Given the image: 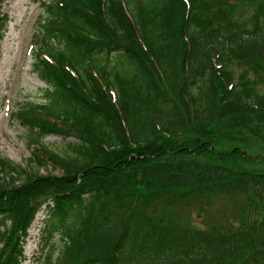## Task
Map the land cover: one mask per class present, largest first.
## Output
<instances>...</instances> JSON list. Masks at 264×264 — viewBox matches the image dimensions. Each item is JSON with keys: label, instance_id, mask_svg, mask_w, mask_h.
<instances>
[{"label": "trees", "instance_id": "obj_1", "mask_svg": "<svg viewBox=\"0 0 264 264\" xmlns=\"http://www.w3.org/2000/svg\"><path fill=\"white\" fill-rule=\"evenodd\" d=\"M40 4L43 100L15 115L30 160L62 173L19 181L0 155V264H24L42 207L43 231L65 241L56 264H264V152L249 142L264 136V0ZM7 21L0 9V40ZM47 135L73 137L69 152ZM237 189L251 192L238 226H184L162 208Z\"/></svg>", "mask_w": 264, "mask_h": 264}, {"label": "rangeland", "instance_id": "obj_2", "mask_svg": "<svg viewBox=\"0 0 264 264\" xmlns=\"http://www.w3.org/2000/svg\"><path fill=\"white\" fill-rule=\"evenodd\" d=\"M51 0H45L46 3ZM41 0H4L1 10L8 15L4 35L0 40V155L25 169L17 175L19 181L27 174H61L60 168L49 163L39 166L32 158L33 145L28 140L26 127L16 118L15 112L24 102H41V89L45 84L32 69V55L27 50L32 33L39 19L45 16ZM264 129V127H263ZM256 139V140H255ZM247 138L256 151L264 152V136ZM42 141L60 153L69 152L68 144L73 137L47 135ZM8 178L6 173H3ZM251 194V192H250ZM241 190L209 192L187 202L173 203L171 209L175 220L184 226L209 230L213 227L238 226L246 219V202L251 196ZM48 218L46 208L36 214L24 241V264H56L64 247L62 233L52 235L43 231ZM45 236V237H44Z\"/></svg>", "mask_w": 264, "mask_h": 264}]
</instances>
